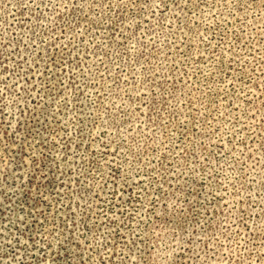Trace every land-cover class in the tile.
<instances>
[{
  "label": "rangeland",
  "instance_id": "rangeland-1",
  "mask_svg": "<svg viewBox=\"0 0 264 264\" xmlns=\"http://www.w3.org/2000/svg\"><path fill=\"white\" fill-rule=\"evenodd\" d=\"M0 264H264V0H0Z\"/></svg>",
  "mask_w": 264,
  "mask_h": 264
}]
</instances>
